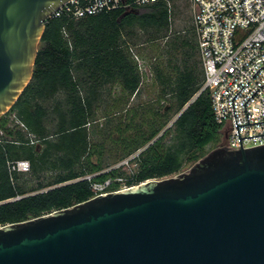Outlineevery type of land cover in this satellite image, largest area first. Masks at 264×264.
<instances>
[{
	"label": "trees",
	"instance_id": "1",
	"mask_svg": "<svg viewBox=\"0 0 264 264\" xmlns=\"http://www.w3.org/2000/svg\"><path fill=\"white\" fill-rule=\"evenodd\" d=\"M170 25L167 2L80 19L56 17L46 23L33 78L0 117V226L93 197L91 182L125 172L112 166L106 154L120 150L119 163L140 150L138 172L131 181L136 184L173 175L205 155L209 144L221 142L210 91L203 89L199 42L192 36H182L175 47L185 57L182 68L176 73L157 68L161 94L146 104L131 102L143 75L126 47V34L133 26L160 33ZM110 82L127 92H122L121 108L119 100L108 105L103 125L97 114L104 85ZM167 95L173 100L170 109L162 102ZM174 107L179 115L166 128ZM105 125H110L107 133ZM94 135L101 139L93 140ZM168 135L170 143L165 141ZM109 138L118 151L107 148ZM20 159L31 162L28 178L11 170V163Z\"/></svg>",
	"mask_w": 264,
	"mask_h": 264
},
{
	"label": "water",
	"instance_id": "2",
	"mask_svg": "<svg viewBox=\"0 0 264 264\" xmlns=\"http://www.w3.org/2000/svg\"><path fill=\"white\" fill-rule=\"evenodd\" d=\"M65 1L0 0V117L32 80L45 20ZM232 104L238 148L219 144L173 175L1 225L0 264H264V143H242L264 133L239 129L264 120L250 122L246 106L239 124Z\"/></svg>",
	"mask_w": 264,
	"mask_h": 264
},
{
	"label": "built area",
	"instance_id": "3",
	"mask_svg": "<svg viewBox=\"0 0 264 264\" xmlns=\"http://www.w3.org/2000/svg\"><path fill=\"white\" fill-rule=\"evenodd\" d=\"M169 1L67 0L46 18L45 23L56 17L80 19L133 5L142 6L156 2L169 4ZM191 2L193 27L204 67L203 89L210 91L214 116L221 125V144L238 148L240 139L232 104L233 97L239 124L248 123L246 106L250 122L264 120V85L261 86L264 83V67H261L264 66V0ZM64 31L68 36L67 30ZM239 129L241 136L261 134L264 133V122L239 125ZM242 143L245 147L264 143V135L242 138ZM139 154L140 150L114 166L125 170L124 173L103 181L91 182L92 195L131 186V181L138 172L139 161L136 158ZM11 170L30 172L31 162L29 159L17 160L11 163ZM86 178L90 179L91 175Z\"/></svg>",
	"mask_w": 264,
	"mask_h": 264
},
{
	"label": "rangeland",
	"instance_id": "4",
	"mask_svg": "<svg viewBox=\"0 0 264 264\" xmlns=\"http://www.w3.org/2000/svg\"><path fill=\"white\" fill-rule=\"evenodd\" d=\"M169 6L171 9V25L167 30L155 33L153 30H144L139 26H133L132 29L130 28L131 31H129V34L125 33L126 47L130 51L132 57L137 61L138 66L141 67L145 79L144 83H142L140 92L132 99L133 104H146L147 102L155 100L157 96L161 94L162 84L156 74L158 67L163 69L166 73H176L178 67H183L185 64V57L182 53H177V51H175V47H178L180 43L178 39L185 35L192 36L194 41L198 39L193 27L191 0H170ZM102 92L103 99L97 117L100 120L99 123L104 125L107 122L105 118V110L106 108H109L108 105L113 104L115 98H119V100L122 101L119 105L121 108L124 101L122 99L123 96L121 92H109L108 88L104 89ZM113 94H117L119 96H113ZM60 96L63 95L61 94L59 97ZM172 101L171 95L165 96L162 100V102L166 104L169 109L171 108ZM178 115L179 112L177 111V108L174 107L170 110L171 119L166 128L173 124ZM94 125L96 124H93L90 127L93 128ZM109 128L110 125L106 126L104 131L107 133L108 130H110ZM104 136L106 135L104 134L101 138L103 139ZM101 138L94 135L92 139L97 141ZM165 141L170 143L172 141V136L168 135L165 138ZM219 144H221V142ZM106 146L111 151H118L119 148H114L115 144L110 138L106 141ZM118 146H120V144H118ZM214 147H216V144L211 143L206 147V149L209 151ZM119 153L120 150L117 154H106L111 160L112 166H116L118 164L115 161L117 158L116 156H118ZM189 166L190 165H187L183 169ZM29 176L30 174L27 173L26 178ZM29 182L33 184L35 183V180H30Z\"/></svg>",
	"mask_w": 264,
	"mask_h": 264
},
{
	"label": "crops",
	"instance_id": "5",
	"mask_svg": "<svg viewBox=\"0 0 264 264\" xmlns=\"http://www.w3.org/2000/svg\"><path fill=\"white\" fill-rule=\"evenodd\" d=\"M140 69V72L142 73L143 75V71L141 70V67H139ZM145 79H144V76H143V80H142V83H144ZM142 83L140 85V88L137 92H140L141 88H142ZM109 90V92H127V91H124L123 88L121 87V84H119L118 82H110V83H106V85H104V89H107ZM115 88V89H114ZM118 88V89H117ZM103 89V90H104ZM137 94H134L131 98V102H132V99L136 96ZM113 96H119L117 94H113ZM122 96H123V93H122ZM121 97V96H120ZM123 99V97H122ZM114 100H119V98H115ZM120 101V100H119ZM100 110V109H99ZM98 110V112H99Z\"/></svg>",
	"mask_w": 264,
	"mask_h": 264
}]
</instances>
